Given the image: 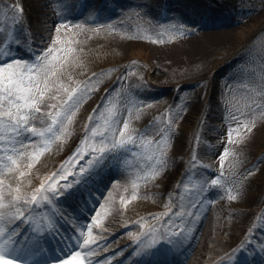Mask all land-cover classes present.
<instances>
[{
	"label": "rangeland",
	"instance_id": "1",
	"mask_svg": "<svg viewBox=\"0 0 264 264\" xmlns=\"http://www.w3.org/2000/svg\"><path fill=\"white\" fill-rule=\"evenodd\" d=\"M17 8L22 12L16 11ZM0 27L4 29L0 47L7 52L0 56V64L19 61L40 68L42 62L47 64L54 55L58 59L49 67L56 71V76L49 77L47 95L54 93L52 89L64 90L68 81L73 84L75 92L72 90L67 99L51 105L45 97L41 106L43 114L37 116V121L45 122L44 128L50 123L49 106H54L49 109L51 114L63 113L60 130L56 131L60 139L46 135L50 144L44 153L57 142L60 149L70 148L69 140L74 135L78 139L101 141L87 144V150L82 151L86 159L91 148L103 145L109 149L107 143L116 140V136L123 137L124 142H129L115 156L139 174L140 184L156 188L162 183L175 185L158 197L167 200L176 193L183 200L181 203H191L187 204L191 205L189 214L184 205L176 207L185 210L166 205V214L152 212L136 229L147 233L164 222L163 217L165 230L175 223L182 229H190L192 214L202 206V212L195 214H205L207 220L211 216L215 221L222 220L227 226L226 233H234L228 248L233 243L241 247L244 243L240 240H249L238 253L245 256L244 260L239 257L235 264H264V0H0ZM189 27L196 28L190 37L197 38V32L207 31H222L219 33L223 36L208 42L198 37L197 49L182 52L178 41ZM239 31L243 34L241 41L236 39ZM228 37L231 41H227ZM162 46L171 47L160 53L165 59L153 65L146 63L145 52L149 50L153 57L152 49L159 50ZM140 48L144 53H139ZM231 48L233 53L228 55ZM66 55H70L67 59L72 58L67 64ZM114 60L118 64L110 67ZM99 63L111 64L97 66ZM89 69L98 72L87 76ZM106 91V113L82 116L88 129L74 130L78 106ZM166 95L169 97L161 101ZM102 120L107 127L105 134L93 137L92 131ZM30 135L22 133L15 139L28 144L32 140ZM41 143L39 146L43 148ZM77 143H73L71 150ZM178 144L182 157L176 154L179 158L171 159ZM150 152L158 154L149 158ZM106 155L105 163L112 165L107 161L113 160V154ZM141 155L144 156L140 158ZM131 157L135 161L133 166ZM81 158H73L81 168L67 163L63 172H54L55 180L65 183L75 168L78 175L81 169L88 172L89 161L83 163ZM93 167L99 166L94 163ZM143 169L149 178L139 172ZM115 175L113 183L120 179ZM95 184L98 186V182ZM132 191L119 193L116 204L110 200L104 205L119 213L123 203L145 198ZM146 196L153 199L149 194ZM99 207L97 203L89 215L83 212L84 221L90 223ZM177 213L179 217H173ZM14 230H8L6 235L14 234ZM28 257L5 259L23 264L30 261ZM66 259L67 254L54 253L51 258H36L29 264H59Z\"/></svg>",
	"mask_w": 264,
	"mask_h": 264
},
{
	"label": "bare ground",
	"instance_id": "2",
	"mask_svg": "<svg viewBox=\"0 0 264 264\" xmlns=\"http://www.w3.org/2000/svg\"><path fill=\"white\" fill-rule=\"evenodd\" d=\"M48 26L49 25H47V27ZM253 27H255V25ZM195 30H196L195 27H189V28L184 29V32H185L184 35H180L182 39L178 41V46H180L182 52L183 51L185 52V50L189 52V51H194V49H197L198 45L196 44V41H198L197 40L198 37L204 38L205 40H207L206 42H208V41H212L216 39L220 40V38L218 37L223 36L221 33H219L222 31H218V32H208L207 31L206 34L202 32L201 33L197 32L196 33L197 38L194 36L190 37L191 35L189 34L194 32ZM239 33L240 35H238L236 39L238 41H241L243 34H242V31H239ZM227 41H231V38L228 37ZM170 48L171 47L169 46H166V47L162 46V48H159V50L152 49L151 54L154 53L153 57L152 55H150L149 50L148 52L146 51L145 52L146 57L144 58L145 62L152 64V65L153 63H159V61L165 59L162 57L160 53L161 52L163 53V50L168 51ZM232 48L230 52L227 53L228 55L233 53ZM17 49L20 51L21 47H18ZM139 51H140L139 53H144L142 48H140ZM69 56L70 55L65 56L66 64H67V60L72 61V58L67 59ZM115 61L116 60L112 62L113 65H110V67H113L114 65L118 64ZM12 63H15V61H12ZM101 64H111V63H101ZM101 64L99 63L97 64V66H100ZM214 66H216V64ZM97 72L98 70L89 69V71H87L85 75L90 76L91 73L96 74ZM65 89H67V91H65ZM72 90H73V84L70 81H68L64 90L59 92V91H55L52 89L51 91L54 92L55 94L54 93L48 94L46 96V100L48 99L50 104L54 105L55 103H58L59 101H63L67 99V97L70 95ZM165 97L166 98L161 97L162 98L161 101H165L167 97L169 96L166 95ZM106 99H108L107 91L104 92L100 97H97V96L93 97L90 100H88V102L84 103V105L78 106V117L74 120L73 129L74 130L78 128H80L81 130L88 129L89 125L85 127L84 119H81L82 116L87 117V116H92L96 114L99 115L101 111H103V114L106 113L105 108H106V105H108V103H106L108 102L106 101ZM98 103L100 104L102 103V106L99 107ZM153 104L156 105L155 102H153ZM49 109H53V106H49V108L47 109V112L51 113ZM54 115H55V112H54ZM101 122L102 123L98 124V128H96L95 130L100 131L103 134H105V131L107 128L106 124L104 123L105 120H102ZM33 123L36 128L41 129V130L44 129L45 122H42V121L39 122L36 120ZM35 124H37V126ZM32 138L33 140L29 144H26V145L22 144L20 140L19 145L15 144L14 146L17 148L18 151L25 152L26 154L43 151V148L40 147L39 145L42 144L41 142H44L45 139L48 140L47 137L46 136L39 137V136L32 135ZM85 140L86 139H78V137H75L74 135L69 140L71 142L70 148L67 147V149L65 148L60 149V146L57 145L58 142L55 143L56 145L50 151L46 153H44L43 151V155L40 156L39 160L34 164V166L31 169L27 168V164L31 162L27 158V156H25V158L23 159H18V163L21 165L20 170L27 172L28 175H26L23 178L17 179L18 172L9 173L6 178V182L11 184L13 188H15L17 184H19L21 187V193L24 196L28 193L29 197L36 193V190L40 188L41 184H45L46 190L38 195L48 197V205L46 206L44 211H45V215H49L50 209L53 208V211H55L56 208L54 206L55 205L54 201L50 199L51 191L47 190L48 189L47 185H50L51 182L58 181V180H55V177L53 176V174L55 171L63 172L65 170V166L68 165L67 163L71 162L74 165V167L76 166L77 162H75L73 158H80L82 156L81 160L87 161L84 158L85 155L84 156L82 155V154H85V152H82V151L78 152V149H81V148L84 149L83 151L87 150V146L85 148V145L84 146L82 145V142H84ZM121 140H123V137L116 136V140L110 141V143H112V145L110 144L112 151H118V150L121 151V149L123 150L121 146H117L118 148L114 147V145H117L119 141ZM75 142H78V143L74 147V149L71 150V146ZM99 142L101 141L96 142L95 139L93 138L87 139V144H95ZM8 146L11 147L13 145H8ZM176 146L177 147L174 150V154L170 157L171 159H173V157L179 158L178 155L182 157L181 155L182 151L179 150L181 145L178 144ZM157 154L158 152H154V153L150 152L149 158L156 156ZM98 155H99L98 152L92 151V153L90 154V157H96ZM143 156L144 155H141L140 158ZM112 162H113L112 165L103 163L102 165H99V167H96V169L94 170V175L96 177L93 176L92 174L94 167L90 166L91 169L89 170V174L92 175L93 179L97 180L96 182H98V187H94L96 186L94 183L91 184L90 181H86L84 178L79 177L80 175H78L75 170H74V174L78 176V178H76L77 180L75 181L70 180V182L68 180L65 181L66 183L65 185L71 184L73 187L80 188V191H82L83 189L88 191L89 194H91L92 192L91 188L94 190L97 189L96 194L94 196L92 195L90 196L91 200L85 207V210H86L85 213H88L89 211L95 210L96 209L95 205L97 203L98 204L100 203V207L98 208V210L92 217V220L90 221V223L85 222L84 219L80 215L76 219L75 223L71 225L68 232L63 231L61 233L59 241L58 240L56 241L55 239H53L54 242L52 243L51 246H46V245H49V243H47L45 239H44V242L38 243L36 245L32 243L27 244L26 242L19 240L18 241L19 243L15 246L24 247L26 245L27 248L26 250L22 251L18 256H15V255L14 256L15 257L29 256L28 259L30 260V262L23 263V264H29L31 263V260L32 261L35 260L37 256L49 258L51 255H53L58 250L60 254L68 255L66 261L63 262L64 264H80L81 261H83L84 264H113V263H107L108 260L110 259V255H112V252L121 251L120 253L121 255L127 256L128 254H130L131 251L137 248L139 252L148 250L146 255L148 256L149 259L152 256L157 257L159 256V254L161 255L162 261H161V258L160 259L158 258L157 261L150 259L148 261V264H168V263L182 264L185 260H188L187 264H196L194 262H198L197 260H199L198 264H221V262L228 260L229 258L228 256L230 255L227 254L226 251L228 249V245L230 244L229 242L230 240H232V236L234 235V233L232 235L229 234L232 232L226 233V231H228V230H224L227 227L226 223H223L222 220L215 221L213 220L212 216H211V219L207 220L208 218L207 216H204L205 214L202 216V215H198L194 213V215L192 216V222H193L192 228L193 229L191 228L192 230L186 233L184 242L176 246H175L176 242L172 241L174 237H171L167 231L165 230L160 231L162 235L159 233H155L157 229L161 226V224L152 228L151 232H154L155 233L154 235L152 234L146 235L144 230L139 229V228L136 229L135 227L138 225V223L140 221H143L144 217L148 216L152 212L157 213V214L159 213L166 214L167 213L165 209L166 205H171V204H173L174 206L177 204L184 205L187 207L185 208L186 213L189 214V211H191V208L189 207L191 205H187V204H191V203L190 201L187 203H181V201L183 200L179 198V196H177L176 193H174L173 195L170 194L167 200H165L163 196L158 197V194H164L166 193V191L168 192V188L172 187L171 184L158 183L160 185L157 188L153 186H149L146 183L140 184L139 181H137L140 179L139 174L138 173L135 174L134 173L135 170H132L131 168H128L126 165H124L123 160L119 156H117V158L115 157L112 160ZM214 162L216 161H211L210 163H214ZM131 163H132L131 165L133 166L134 159H131ZM76 167H79V166H76ZM139 172L145 174L146 169H143ZM101 174L104 177L103 179H102ZM115 174H118L120 176V179L119 181L113 183L112 180H113V177L116 176ZM145 175H147L149 178V173H146ZM49 177H52V179L49 180ZM154 177L157 178V175ZM133 179H135L134 182H132ZM177 185L178 187L180 186L179 184ZM108 186H109V189L107 190ZM59 187L60 185H58V188ZM173 188H175V185H173L172 190ZM65 189H68V188L64 187L63 190H59L56 193L62 194L65 191ZM128 190L129 191L133 190L132 192L141 194L145 198L133 199L132 201L123 203L124 206L121 207L122 209L119 211V213L111 211V209H108L104 205L105 203L107 204V202L109 203L110 200H111L110 201L111 203L116 204L120 197L119 193L123 191H125L126 193V191ZM53 194L54 193H52V195ZM147 194L152 196L153 199L156 196L158 201H154L153 199L151 200L148 199L146 196ZM102 197L104 198L101 203ZM42 202L43 200H41L39 204H34L33 206L25 205L24 203H20L19 205H16V208H19L24 213L21 220L25 219L27 216H30L32 214L31 211L35 212L38 219H43L44 215H41L40 213H38L35 208L36 205H40L39 207H43ZM194 204L197 205L198 202ZM21 206H24V207L22 208ZM103 208L105 211L103 210ZM177 209L185 210L183 207H179ZM13 214H14V210L9 212V215L6 217L7 218L6 222L0 221V225H2L7 231L12 230L13 228V226L9 224V222L13 221L14 219ZM58 214L63 216L60 210ZM173 216L176 218V217H179V214H173ZM216 217L218 216L216 215ZM162 219H164V222L162 223H165L166 222L165 218L163 217ZM97 220L100 221L99 225L95 223ZM102 223L107 224L108 226L107 227L101 226ZM15 224H17L16 220L14 221L13 225ZM89 227H91V237H89L88 235ZM131 227H133V229H131ZM81 233H84V235L81 236ZM8 234H10V232ZM120 236H122L123 238H119V240H116L113 243H111L109 245V248L106 250L107 253H100L99 249L101 248V246L105 245L106 242L109 241L111 238L114 240L116 237H120ZM6 238H7V235H6ZM89 238L94 239L95 243L91 244L88 247H84V248L79 247V245L82 243L84 239H89ZM155 240L156 241L161 240L157 253L153 252L154 247H152L153 242ZM121 242L122 243L126 242V244L123 245V246H126L125 248L120 246ZM171 242H172V245H171ZM148 244H150L149 248L147 247ZM52 247L54 248L52 249ZM232 249H234V246L232 247ZM122 250L124 251V253ZM77 253H79V255H77ZM30 254H32L33 256L32 259L30 258L31 256ZM230 254H232V251H230ZM121 259H123L122 256H119L117 261ZM132 261L133 259L129 260L127 264H131ZM145 261L147 260L145 259ZM9 262L10 264H21L19 262H14V261H9ZM63 263H59V264H63Z\"/></svg>",
	"mask_w": 264,
	"mask_h": 264
},
{
	"label": "snow or ice",
	"instance_id": "3",
	"mask_svg": "<svg viewBox=\"0 0 264 264\" xmlns=\"http://www.w3.org/2000/svg\"><path fill=\"white\" fill-rule=\"evenodd\" d=\"M15 10L22 12V9L19 8ZM3 32L4 29L0 27V36H2ZM8 39H11V34H9ZM2 42L0 40V43ZM52 53L53 50L50 49L49 54ZM3 55H7V52L3 47H0V56ZM56 59L58 57L53 55L47 64L42 62L40 68L26 63L21 64L19 61L0 64V221H3L12 210H14L13 218L23 217L24 213L19 208H16L17 204L24 203L25 205H32L39 204L41 200L48 201L47 196L38 195L46 190L45 184H41L35 194L26 198L21 193L20 185L17 184L13 188L11 184L6 182V178L9 173L14 172H18L17 179L25 177L28 173L20 170L21 165L18 163V159H23L27 156L31 161L27 164V168L31 169L39 160L40 156L43 155V151L49 150L48 145L50 144V140H45L43 142V151L30 154L18 151L14 145L19 143V141L15 140V137H19L22 133H31L34 136L45 137L49 135L56 140L60 139V136L56 135V131L60 130L58 125L62 123L61 117L63 113L61 112H56L54 116L51 113H47L50 117V123L43 130L32 126L33 122L37 120V116L43 114L41 106L44 105L45 97L50 91L49 77L56 76V71L50 69L49 65ZM41 69L43 70V75H41ZM74 92L75 90H73ZM64 119L70 121L71 117H64ZM244 127H247V125H244ZM127 128L128 125L125 123L124 129L126 130ZM63 131H66V129H63ZM123 134L124 132L122 131L121 135ZM92 136H103V133L93 130ZM124 143L121 140L114 147H122ZM8 145L13 146L9 147ZM82 145L87 146V139L82 142ZM83 150V148L78 149V152ZM91 151L98 152L99 155L90 162V166L93 163H99L103 159L104 154L110 150L102 145L99 148H91ZM85 171L86 169H81V173ZM55 175L53 174V176ZM62 178L66 179V177ZM51 179L52 177H49V180ZM215 183L217 182L213 181V184ZM64 187L71 188L72 185L69 184ZM47 190L53 193L59 191L57 188ZM230 198L235 199V197ZM95 223L99 225L100 221L97 220ZM6 232L7 230L0 225V264H10L5 259L6 257L18 256L27 248L26 245L24 247H16L15 245L19 242L13 239V234H8L7 238H5ZM83 235L84 233H81V236ZM88 235L91 237V227H89ZM93 243H95L94 239H84L79 247H88ZM80 264H84V262L81 261Z\"/></svg>",
	"mask_w": 264,
	"mask_h": 264
}]
</instances>
